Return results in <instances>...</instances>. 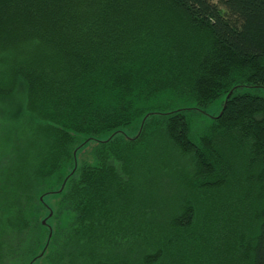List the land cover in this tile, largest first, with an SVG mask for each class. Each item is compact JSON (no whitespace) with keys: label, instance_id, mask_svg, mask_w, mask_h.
<instances>
[{"label":"trees","instance_id":"obj_1","mask_svg":"<svg viewBox=\"0 0 264 264\" xmlns=\"http://www.w3.org/2000/svg\"><path fill=\"white\" fill-rule=\"evenodd\" d=\"M245 89L264 0H0V264H264Z\"/></svg>","mask_w":264,"mask_h":264},{"label":"rangeland","instance_id":"obj_2","mask_svg":"<svg viewBox=\"0 0 264 264\" xmlns=\"http://www.w3.org/2000/svg\"><path fill=\"white\" fill-rule=\"evenodd\" d=\"M239 92H249L253 95L264 96V91L258 90V89H245V90H240ZM4 109H5L4 107L0 106V141L2 140V138L4 136H8V134H9L8 127H7V125H4V122H3L4 121L3 115L6 114V111L8 108H6L5 110ZM210 110H208L209 113H211ZM38 264H45V263H44V261H41Z\"/></svg>","mask_w":264,"mask_h":264},{"label":"water","instance_id":"obj_3","mask_svg":"<svg viewBox=\"0 0 264 264\" xmlns=\"http://www.w3.org/2000/svg\"><path fill=\"white\" fill-rule=\"evenodd\" d=\"M50 215H51V214H50ZM42 224L44 225V224H45V222L43 221V222H42Z\"/></svg>","mask_w":264,"mask_h":264}]
</instances>
